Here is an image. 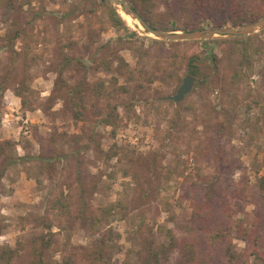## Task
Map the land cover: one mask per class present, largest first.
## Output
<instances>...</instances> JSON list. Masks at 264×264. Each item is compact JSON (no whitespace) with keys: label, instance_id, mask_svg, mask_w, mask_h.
I'll return each instance as SVG.
<instances>
[{"label":"rangeland","instance_id":"rangeland-1","mask_svg":"<svg viewBox=\"0 0 264 264\" xmlns=\"http://www.w3.org/2000/svg\"><path fill=\"white\" fill-rule=\"evenodd\" d=\"M93 1L12 0L10 5L9 0H0V83L9 68L14 70L1 103L0 141L11 142V153L24 158L6 173L0 187V248H16L18 242L40 233L26 219L52 216L47 211L49 198L75 183L72 158L56 166L35 159L52 153L71 156L76 151L86 153L92 174L101 179L92 206L99 209L122 202L127 208L99 229L101 234L111 231L115 238L108 247L111 264H139L138 251L145 242V235L139 233L142 226L153 230L155 247L168 242V230L180 241L193 238V201L203 200V191L218 174L219 157L225 173L218 186L228 193L234 221L250 226L260 215L264 245V206L256 205L259 180L264 177V58L257 51L264 45V30L234 38L160 41L138 22L127 24L121 0H108L107 5L96 0L100 7L95 14L83 13ZM122 1L133 8L130 0ZM111 9L123 19L121 29L113 26ZM15 28L22 35L12 49L5 37ZM209 29L215 28L205 25L201 30ZM119 39L120 55L134 75L121 76L114 69L107 73L93 66L87 81L104 83L106 88L86 113L87 119L75 120L60 99L48 111L58 79L53 69L62 54L89 62L91 54L99 53L100 44ZM211 54L217 57V73L207 82L196 79L192 93L182 102L169 101L188 76L183 60L192 56L205 60ZM213 66L208 63L209 73ZM82 77L76 70L64 75L68 85ZM23 82L30 88L25 93L26 107L13 89ZM109 102L119 114L112 127L101 123ZM174 121L179 122V131L173 130ZM108 153L115 155L108 160ZM156 156L158 183L141 199L135 174L151 166ZM62 240L84 251L99 237L75 226L63 233ZM233 245L248 264H254L255 258L249 257L252 249L236 239ZM52 256L62 262L64 253Z\"/></svg>","mask_w":264,"mask_h":264},{"label":"trees","instance_id":"trees-1","mask_svg":"<svg viewBox=\"0 0 264 264\" xmlns=\"http://www.w3.org/2000/svg\"><path fill=\"white\" fill-rule=\"evenodd\" d=\"M9 2L10 5L13 4L12 0ZM130 2L150 28L165 32H193L203 29L205 25L224 29L252 24L264 18V0H130ZM101 3L100 5H107L108 0H101ZM100 5L94 0L91 9L84 10L83 13L95 14ZM110 15L115 28L121 29L125 25L115 9H111ZM21 35L22 30L16 28L10 30L5 37L8 40V47L11 46L13 49ZM93 40L95 43L100 41L94 37ZM121 44L120 39L100 44L98 55L91 54L89 62L70 54H62L58 65L53 69L58 74V79L49 100L48 111H51L55 102L60 99L64 101L66 111H69L75 120L87 119L86 113L94 105V100L104 95L106 88L104 83L90 84L87 81V75L93 66L107 73L114 69L121 76L134 75V70L120 55L123 49ZM257 51L264 58V45ZM243 58L247 63L251 62L245 53ZM209 62L214 65L210 73ZM183 63L188 76L206 82L217 73L219 67L214 54L205 60L199 56L185 58ZM68 70L82 72L83 77L76 83L68 85L64 79ZM12 75L14 70L9 68L0 83V117L1 103L8 89L9 77ZM25 85L26 82H23L22 86H15L13 89L15 94L22 98V105L26 107L28 104L25 93L30 91V88ZM122 90L126 93L125 88ZM106 110L108 114L101 123L112 127L119 118L118 108L109 102ZM172 128L174 131H179V122L174 121ZM220 133V136L224 135L223 132ZM11 146V142L0 141V187L6 173L18 161L24 160L11 153ZM99 149L100 147L97 148ZM113 155L115 154L108 153V160L112 159ZM68 157L72 158L76 165L74 185L68 186L67 192L62 190L58 196L49 198L47 211H52V216L38 214L26 219L27 223L41 232L24 242H18L16 248H0V264H111L108 247L115 238L111 231L101 234L99 229L101 224L109 221L110 217L123 213L122 211L127 209L126 205L118 202L99 209L92 206L91 199L99 191L101 179L92 174L91 163L86 153L76 151L71 156L52 153L49 157L41 155L35 160L45 165L56 166ZM157 159L156 156L151 166L146 165L139 171L141 173L135 174L140 180H136L139 184L136 194L141 199L156 188L159 180L157 163L160 162ZM220 160L219 157L218 174L203 191V200L201 199V203L193 201L191 226L189 225L193 238L180 241L174 235V231L168 230V242L155 247L153 230L142 226L139 233L145 235V242L138 251L139 264H248L249 261L244 260V256L235 251L234 239L244 242L247 249H252L249 257L255 258L254 264H264V245L261 242L263 232L260 228L262 218L259 215L250 226L247 222L234 221L233 212L227 205L228 193L220 190L218 186L220 178L225 173L224 165ZM259 187L260 202L256 205L260 208L264 206V177L260 178ZM143 224L145 225V222ZM75 226L83 228L90 237H99V242L84 251L70 248L69 244H65L62 240L63 233ZM54 229L58 231L55 232ZM1 232L0 227V234ZM59 252L64 253L62 262L53 260L52 255Z\"/></svg>","mask_w":264,"mask_h":264},{"label":"water","instance_id":"water-1","mask_svg":"<svg viewBox=\"0 0 264 264\" xmlns=\"http://www.w3.org/2000/svg\"><path fill=\"white\" fill-rule=\"evenodd\" d=\"M120 4L123 6L126 15L131 17L134 21L138 22L141 27H143L148 33H150L152 36H154L156 39L160 41L185 42V41H196V40H212L218 37L234 38L241 36H249L264 30V18H263L255 23L240 27L198 30L188 33H183V32L167 33L160 30H153L152 28H150L147 25V23L141 18V16L126 1L121 0ZM195 84H196V79L194 77L186 76L177 94L167 99L174 103L182 102L190 93H192Z\"/></svg>","mask_w":264,"mask_h":264},{"label":"bare ground","instance_id":"bare-ground-1","mask_svg":"<svg viewBox=\"0 0 264 264\" xmlns=\"http://www.w3.org/2000/svg\"><path fill=\"white\" fill-rule=\"evenodd\" d=\"M121 15H122L123 19L127 22L128 25L132 26L134 24L135 21L131 17L126 15L123 10L121 11ZM136 24H138V23L136 22Z\"/></svg>","mask_w":264,"mask_h":264}]
</instances>
